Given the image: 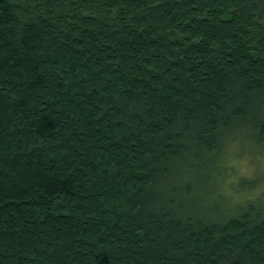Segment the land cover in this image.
<instances>
[{"label": "trees", "instance_id": "1", "mask_svg": "<svg viewBox=\"0 0 264 264\" xmlns=\"http://www.w3.org/2000/svg\"><path fill=\"white\" fill-rule=\"evenodd\" d=\"M228 144L264 155V0H0V264H264Z\"/></svg>", "mask_w": 264, "mask_h": 264}, {"label": "rangeland", "instance_id": "2", "mask_svg": "<svg viewBox=\"0 0 264 264\" xmlns=\"http://www.w3.org/2000/svg\"><path fill=\"white\" fill-rule=\"evenodd\" d=\"M244 142L245 148L251 146L247 141ZM241 147L242 146H240V148ZM261 148L260 146L259 149L263 150ZM256 150L255 153H253L250 148L249 150L239 151L237 146L232 147L228 144L226 148H223L221 152H219L217 157L219 165L216 166V169H219L220 173L219 176L215 177L216 184L214 185V195L219 197L222 196V200L225 204L233 203L240 199L236 194L239 190H237L236 187H231L237 185L238 175L254 177L258 169V172L264 170V155H260V151L258 149ZM211 168H213L214 171V167L211 166ZM257 190H264V182L259 183ZM207 201L208 203L211 202L209 198ZM212 207L214 208V206Z\"/></svg>", "mask_w": 264, "mask_h": 264}]
</instances>
